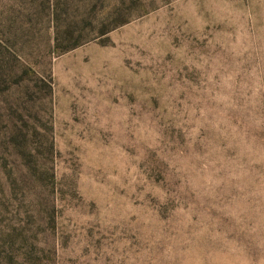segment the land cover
Instances as JSON below:
<instances>
[{"label":"rangeland","instance_id":"rangeland-1","mask_svg":"<svg viewBox=\"0 0 264 264\" xmlns=\"http://www.w3.org/2000/svg\"><path fill=\"white\" fill-rule=\"evenodd\" d=\"M0 264H264V0H0Z\"/></svg>","mask_w":264,"mask_h":264}]
</instances>
